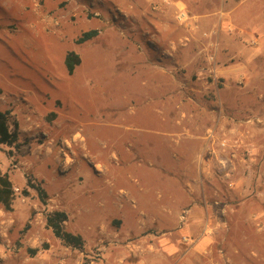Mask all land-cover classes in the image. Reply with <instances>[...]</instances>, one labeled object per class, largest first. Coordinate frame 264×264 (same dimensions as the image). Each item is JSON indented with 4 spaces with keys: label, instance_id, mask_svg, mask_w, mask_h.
I'll return each instance as SVG.
<instances>
[{
    "label": "rangeland",
    "instance_id": "374dc122",
    "mask_svg": "<svg viewBox=\"0 0 264 264\" xmlns=\"http://www.w3.org/2000/svg\"><path fill=\"white\" fill-rule=\"evenodd\" d=\"M0 109L18 123L0 264H264V0H0ZM195 186L212 222L140 200ZM54 209L82 249L46 227Z\"/></svg>",
    "mask_w": 264,
    "mask_h": 264
},
{
    "label": "trees",
    "instance_id": "16d2710c",
    "mask_svg": "<svg viewBox=\"0 0 264 264\" xmlns=\"http://www.w3.org/2000/svg\"><path fill=\"white\" fill-rule=\"evenodd\" d=\"M97 29H90L81 33L76 39L77 43L84 42L95 35ZM80 63L79 55L74 51H68L64 57V64L68 74H72L75 67ZM10 112L0 109V145H13L18 140V123L13 121L11 127ZM27 185L35 189L37 197L42 204H45L48 199L46 190L39 184L27 180ZM22 194L27 196L29 191L27 188L22 189ZM15 192L11 180L6 172L0 170V204L7 210L11 209L12 200ZM68 220V215L64 210L54 209L45 213V225L50 228L53 235L60 239L61 242L69 247L82 249L84 239L81 234L69 231L65 228L64 222ZM37 249H30L31 254H35Z\"/></svg>",
    "mask_w": 264,
    "mask_h": 264
},
{
    "label": "crops",
    "instance_id": "0c3cea01",
    "mask_svg": "<svg viewBox=\"0 0 264 264\" xmlns=\"http://www.w3.org/2000/svg\"><path fill=\"white\" fill-rule=\"evenodd\" d=\"M186 172V169L183 170V173ZM202 190V194L199 197L196 196V186L194 188H192V192L190 193H186L187 196L183 197L180 193V191H176L174 193H171V191H166L165 194L162 193V191L159 192H155L152 195H149L148 191H142L140 194V200L142 201V205L145 206H155L157 207V216L156 217H162L165 216L164 214H162L165 211V204L164 202H166L167 200H175L179 203V208H181L182 206H189L190 212H189V218L191 219H197L196 217H198V223L201 225V222L203 221L204 223H208V222H212V215H211V208L213 207V203H208V199L206 197V191L204 190V188H201ZM179 192V193H178ZM216 192V189L213 188L212 193ZM173 194V197H172ZM163 199H165V201L163 202ZM211 202V201H210ZM203 207V211H201V208ZM160 210V211H159ZM179 210V209H178ZM65 211V210H64ZM66 212V211H65ZM67 213V212H66ZM160 214L162 216H160ZM68 215V213H67ZM163 218V217H162ZM84 219V218H83ZM149 221V219L147 220ZM66 222V221H65ZM64 222V224H65ZM84 220L82 221V224H84ZM158 222L160 224H162L164 222V220H158ZM153 223V222H151ZM203 226V224H202ZM81 230L78 231L79 234L82 235V237H86V234L83 232V230H85L84 226L79 227ZM205 234L208 233H204L202 237H200L198 240H193L191 242V247L189 246L187 252L185 253H192V254H196V253H200L202 250V247L209 241V239H212V237L210 236H205ZM83 238V239H84ZM85 242V240H84ZM180 247V246H179ZM179 247H175V246H169V247H164L162 251V255H164L166 258L168 257H181V254L183 252H178L180 250ZM176 258V259H177Z\"/></svg>",
    "mask_w": 264,
    "mask_h": 264
},
{
    "label": "built area",
    "instance_id": "2783aa9c",
    "mask_svg": "<svg viewBox=\"0 0 264 264\" xmlns=\"http://www.w3.org/2000/svg\"><path fill=\"white\" fill-rule=\"evenodd\" d=\"M182 15H183V14H182ZM221 145H222V146H225V145H226V141L223 140V141L221 142ZM231 183H232V182H229L230 185H231ZM188 213H189V210H188V209H183V210L180 212V214H179L180 222H183V221L186 219Z\"/></svg>",
    "mask_w": 264,
    "mask_h": 264
}]
</instances>
